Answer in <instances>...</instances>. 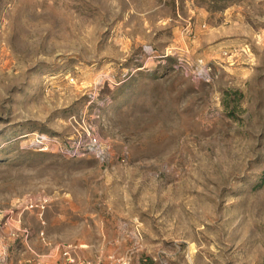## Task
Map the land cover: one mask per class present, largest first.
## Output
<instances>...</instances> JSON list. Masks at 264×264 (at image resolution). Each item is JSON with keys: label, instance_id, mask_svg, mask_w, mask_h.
Here are the masks:
<instances>
[{"label": "rangeland", "instance_id": "1", "mask_svg": "<svg viewBox=\"0 0 264 264\" xmlns=\"http://www.w3.org/2000/svg\"><path fill=\"white\" fill-rule=\"evenodd\" d=\"M0 264H264V0H0Z\"/></svg>", "mask_w": 264, "mask_h": 264}, {"label": "built area", "instance_id": "2", "mask_svg": "<svg viewBox=\"0 0 264 264\" xmlns=\"http://www.w3.org/2000/svg\"><path fill=\"white\" fill-rule=\"evenodd\" d=\"M38 140H36V143L38 145H43V138L42 137H37Z\"/></svg>", "mask_w": 264, "mask_h": 264}]
</instances>
